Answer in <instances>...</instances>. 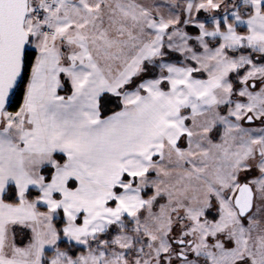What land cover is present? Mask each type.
I'll return each mask as SVG.
<instances>
[{
	"label": "snow or ice",
	"instance_id": "6c2138e0",
	"mask_svg": "<svg viewBox=\"0 0 264 264\" xmlns=\"http://www.w3.org/2000/svg\"><path fill=\"white\" fill-rule=\"evenodd\" d=\"M0 264H264V0H0Z\"/></svg>",
	"mask_w": 264,
	"mask_h": 264
}]
</instances>
